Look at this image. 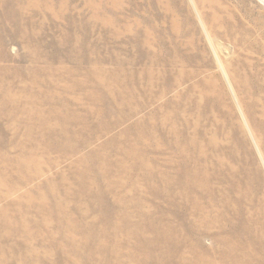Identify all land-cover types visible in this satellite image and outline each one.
I'll list each match as a JSON object with an SVG mask.
<instances>
[{
  "label": "rangeland",
  "instance_id": "1",
  "mask_svg": "<svg viewBox=\"0 0 264 264\" xmlns=\"http://www.w3.org/2000/svg\"><path fill=\"white\" fill-rule=\"evenodd\" d=\"M0 264H264V0H0Z\"/></svg>",
  "mask_w": 264,
  "mask_h": 264
}]
</instances>
